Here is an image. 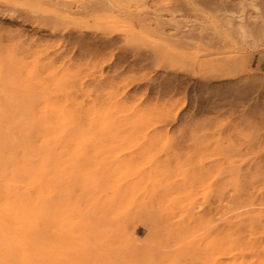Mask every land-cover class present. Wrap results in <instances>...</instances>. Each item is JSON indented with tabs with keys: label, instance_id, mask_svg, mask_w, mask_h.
Returning <instances> with one entry per match:
<instances>
[{
	"label": "rangeland",
	"instance_id": "1",
	"mask_svg": "<svg viewBox=\"0 0 264 264\" xmlns=\"http://www.w3.org/2000/svg\"><path fill=\"white\" fill-rule=\"evenodd\" d=\"M0 109L80 177L154 183L119 253L264 264V0H0Z\"/></svg>",
	"mask_w": 264,
	"mask_h": 264
},
{
	"label": "bare ground",
	"instance_id": "2",
	"mask_svg": "<svg viewBox=\"0 0 264 264\" xmlns=\"http://www.w3.org/2000/svg\"><path fill=\"white\" fill-rule=\"evenodd\" d=\"M107 7L121 14L114 3ZM42 128L30 133L35 140L31 144L25 140L27 132L10 131L5 111L0 109V261L175 264L178 255L175 259L154 257L142 249L130 255L113 248V244L121 248L133 240L130 208L137 194L154 189V183L80 177L77 163L86 152L40 145L50 137ZM168 234L194 236L187 226Z\"/></svg>",
	"mask_w": 264,
	"mask_h": 264
}]
</instances>
